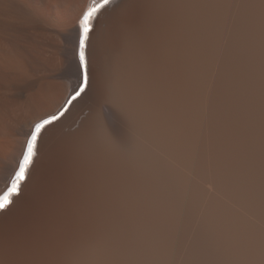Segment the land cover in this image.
<instances>
[{
    "label": "bare ground",
    "instance_id": "bare-ground-1",
    "mask_svg": "<svg viewBox=\"0 0 264 264\" xmlns=\"http://www.w3.org/2000/svg\"><path fill=\"white\" fill-rule=\"evenodd\" d=\"M91 1L0 0V192L80 83ZM87 54L0 264H264V0H112Z\"/></svg>",
    "mask_w": 264,
    "mask_h": 264
},
{
    "label": "snow or ice",
    "instance_id": "snow-or-ice-1",
    "mask_svg": "<svg viewBox=\"0 0 264 264\" xmlns=\"http://www.w3.org/2000/svg\"><path fill=\"white\" fill-rule=\"evenodd\" d=\"M109 3L110 0H101L100 3L93 4V6L84 11L82 16L78 19L74 55L77 60V69L80 73V83L75 90V95L71 97L69 103L84 94L89 87L90 77L88 73L87 53L91 33L94 30L93 21L101 9L106 8ZM62 115L63 112L59 114V116ZM59 116L57 114H51L47 117L38 118L32 122L30 130L22 143L21 153L17 158L9 183L2 194H0V212L7 210L14 203V198L20 195L23 185L30 176L35 158L39 154V143L42 138V133L47 130L48 126L57 121Z\"/></svg>",
    "mask_w": 264,
    "mask_h": 264
}]
</instances>
